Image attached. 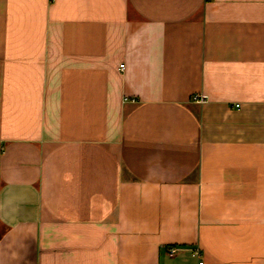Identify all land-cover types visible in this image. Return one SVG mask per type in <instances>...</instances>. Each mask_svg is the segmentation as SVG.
I'll list each match as a JSON object with an SVG mask.
<instances>
[{"label":"crops","instance_id":"0c3cea01","mask_svg":"<svg viewBox=\"0 0 264 264\" xmlns=\"http://www.w3.org/2000/svg\"><path fill=\"white\" fill-rule=\"evenodd\" d=\"M200 261L264 264V0H0V264Z\"/></svg>","mask_w":264,"mask_h":264},{"label":"built area","instance_id":"2783aa9c","mask_svg":"<svg viewBox=\"0 0 264 264\" xmlns=\"http://www.w3.org/2000/svg\"><path fill=\"white\" fill-rule=\"evenodd\" d=\"M121 67H124V64H121ZM195 100L199 101V102H204L207 100V95L205 94H200V95H195L194 96ZM178 246L176 245H172L169 249V253L170 255H174L175 252L177 251ZM192 253L194 256H201V249L199 247L193 248ZM200 264H203V261H200Z\"/></svg>","mask_w":264,"mask_h":264}]
</instances>
